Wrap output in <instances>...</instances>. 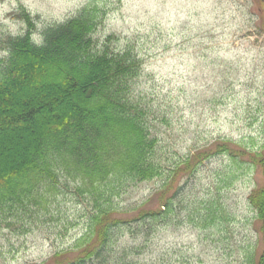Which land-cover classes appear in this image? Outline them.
<instances>
[{
	"label": "rangeland",
	"instance_id": "obj_1",
	"mask_svg": "<svg viewBox=\"0 0 264 264\" xmlns=\"http://www.w3.org/2000/svg\"><path fill=\"white\" fill-rule=\"evenodd\" d=\"M85 7L100 10L97 49L112 37V48L142 60L134 91L152 112L163 166L195 165L177 177L173 210L158 219L166 220L142 224L136 235L124 226L88 264H258L262 223L249 196L263 171L248 155L215 151L224 143L264 149V0H0V68L5 38L29 29L23 11L39 38ZM162 185L157 177L118 197L121 217H134L143 203L157 209ZM54 214L27 234L0 229V264H54L56 252L73 248L91 211L66 194Z\"/></svg>",
	"mask_w": 264,
	"mask_h": 264
},
{
	"label": "trees",
	"instance_id": "obj_2",
	"mask_svg": "<svg viewBox=\"0 0 264 264\" xmlns=\"http://www.w3.org/2000/svg\"><path fill=\"white\" fill-rule=\"evenodd\" d=\"M98 8L50 26L34 39V17L23 11L29 29L8 35L0 68V229L27 234L55 218L61 195L73 194L91 211L87 232L73 248L58 251L54 264H88L100 258L129 225L133 234L151 229L173 210L171 191L185 169L163 166L151 110L134 91L142 60L132 50H115L109 37L97 49L93 37ZM6 151V152H5ZM215 153L248 155L264 175V149L234 151L229 143ZM163 178L157 209L134 208L121 217L118 197L138 183ZM148 201H151L149 199ZM147 201V202H148ZM262 223L264 182L249 196ZM137 223V228L132 226ZM136 229V230H134ZM264 264V250L258 260Z\"/></svg>",
	"mask_w": 264,
	"mask_h": 264
}]
</instances>
